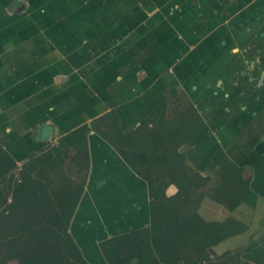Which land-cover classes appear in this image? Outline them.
Here are the masks:
<instances>
[{
    "label": "crops",
    "instance_id": "obj_1",
    "mask_svg": "<svg viewBox=\"0 0 264 264\" xmlns=\"http://www.w3.org/2000/svg\"><path fill=\"white\" fill-rule=\"evenodd\" d=\"M184 1L167 0L169 10L157 11L152 28L144 21L133 28L132 10L124 11L118 4L134 0H0V143L18 165H25L61 142L71 154L88 141L89 177L69 232L89 264H109L103 242L151 229L149 183L117 150L122 144L113 123L117 121L129 136L128 150L149 148L150 135L140 133L145 118L159 117L147 125L152 132L165 131L171 128L163 119L168 98L180 92L181 85L195 98L198 89L192 85L199 80L195 68L201 51L197 41L183 44L192 53L190 73L184 81L177 74L182 42L200 30L193 26L198 16L186 19L177 12ZM207 2L223 22L218 29L223 36L232 27L240 36L255 37L254 42L242 39L236 44L224 39L223 48L247 44L245 49L257 50L256 37L264 35V0ZM246 4L249 10L232 18L229 10ZM144 14L148 22L156 12ZM247 20H254L252 26ZM209 47L205 43L203 50L208 53ZM146 137L147 147L142 143ZM165 193L175 197L179 188L171 186ZM202 202L198 213L205 222H225L209 218L203 210L206 201ZM246 233H235L204 251H197L196 238L175 251L176 264H227L223 256L231 253L226 245ZM204 240L208 245V238ZM234 264H264V237H255L253 249L238 253Z\"/></svg>",
    "mask_w": 264,
    "mask_h": 264
},
{
    "label": "rangeland",
    "instance_id": "obj_2",
    "mask_svg": "<svg viewBox=\"0 0 264 264\" xmlns=\"http://www.w3.org/2000/svg\"><path fill=\"white\" fill-rule=\"evenodd\" d=\"M162 2L134 0L132 4L122 2L118 5L124 11L132 10L133 28H138L143 21L152 28L157 25V11L161 8L162 13L169 10V3L165 4L167 0ZM194 2L185 0L181 7L179 5L178 11L176 10L186 19L192 15L198 16L193 20V26L200 29L195 36L186 37L187 43L182 42L181 53H177L176 60L182 67L180 72L177 69V74H180L184 81L190 73L188 61L192 53L183 44L197 41L198 47H201V51L196 54L198 64L195 68L199 80L192 87L198 89V92L193 99L181 85L180 92L176 90L175 96L168 98L163 119L172 129H182L186 137L193 132L191 129H197V133L187 141L182 140L181 145L177 147L176 151L180 150V154L184 156L179 163L166 164L162 169L150 167L149 171L153 178L158 180V185L165 189L187 185V178H194L196 173L203 179H210L208 182L198 179L196 184L190 185L191 189L188 191L192 203L188 206L190 210L196 209L198 199L202 198L204 203L206 201L203 210L210 214L209 218L225 221L234 234L242 235L247 232V236L234 239L226 245L231 255L225 254L224 261L234 264L238 253L253 249L255 237L257 241L264 237V35L260 37L262 40L256 37V51L252 48L245 49L247 44L243 48L232 45L227 50L222 45L224 39L236 44L242 39L248 43L254 42L255 37L240 36L232 27H228L229 31L225 30L230 34L223 36L224 32L218 30L223 22L220 16L210 11L211 3L202 0V3L196 5ZM90 6L88 3L87 7ZM249 8V4H246L238 9L235 7L234 11L228 10L234 18L239 12L248 11ZM146 11L150 14L156 12V18L153 16V19L146 22ZM226 21L231 23L230 19ZM253 21L246 22L252 26ZM209 25L212 29L208 31ZM205 43L211 46L208 53L203 50ZM157 119L159 117L151 115L146 117L145 121L152 120L155 124ZM148 121L142 126L141 135L151 134ZM105 123H108L107 120ZM147 139L146 137V140L142 141L146 147ZM168 141L165 138L166 144ZM76 153L77 150H74L71 156L61 160L57 167L44 172L45 183L52 192L69 189L76 193L79 187L85 188L89 169L82 165V158H72ZM233 165L238 168L234 169ZM181 166L183 169L179 170ZM23 168L24 165H18L15 170L18 179H21ZM37 175L33 174L34 177H38ZM241 177L243 180H250L247 190L249 195L240 203L239 209L231 211L229 203L234 195L244 192V187L240 184ZM14 201L11 193L8 204L0 207V264H18L20 259L28 255L34 241V236L27 230V226L31 223V214L38 211V207L31 204L28 213L25 207L13 208ZM58 201L59 199H56V203ZM175 203L178 206L186 204L176 200ZM202 204L203 202L199 204L198 209ZM46 224L49 226L50 222ZM206 244L205 240H199L197 251L210 246Z\"/></svg>",
    "mask_w": 264,
    "mask_h": 264
},
{
    "label": "trees",
    "instance_id": "obj_3",
    "mask_svg": "<svg viewBox=\"0 0 264 264\" xmlns=\"http://www.w3.org/2000/svg\"><path fill=\"white\" fill-rule=\"evenodd\" d=\"M115 137L122 144L117 150L141 177L149 183L151 192V229L140 230L122 235L101 244L102 251L109 264H176L175 251L189 246L196 238H208V245L215 246L221 241L234 235L226 223H207L198 213L202 198L198 199L197 208L190 210L192 203L189 197L190 185L196 184L198 179L208 182L209 178H202L195 174L194 178H187V185H180V191L175 197H167L166 189L158 185V180L150 173L151 168L162 169L164 165L179 163L184 158L176 150L182 140L191 139L197 129L186 137L182 129L168 128L165 131H154L150 134L153 146L128 150L129 136H125L116 122ZM184 136V137H183ZM167 138L168 144L165 143ZM184 138V139H181ZM112 141V139H111ZM113 142V141H112ZM114 143V142H113ZM71 156L64 142L45 153L31 158L21 170L18 179L15 170L18 164L15 158L0 143V207L8 204V197L12 193L15 199L12 207H25L28 213L31 204L37 206L38 211L32 215L29 230L34 241L28 255L20 259L18 264H89L81 249L69 232L76 208L84 192V186L73 190L63 189L51 191L45 183L44 172L57 167L61 160ZM82 158V165L90 168L88 141L85 140L74 157ZM234 169L238 168L233 165ZM183 166L179 167V170ZM37 173L38 177L33 174ZM244 192L234 195L229 203L231 211L236 210L240 203L249 195L250 180L240 181ZM56 199L59 201L56 203ZM181 201L183 205H176ZM46 222H50L48 226ZM205 247L201 250L204 251ZM215 264V263H211Z\"/></svg>",
    "mask_w": 264,
    "mask_h": 264
}]
</instances>
